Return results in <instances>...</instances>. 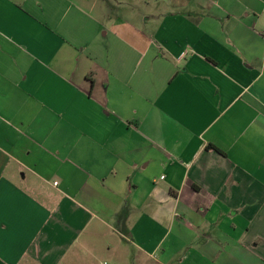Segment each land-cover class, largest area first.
Listing matches in <instances>:
<instances>
[{
  "label": "crops",
  "instance_id": "obj_1",
  "mask_svg": "<svg viewBox=\"0 0 264 264\" xmlns=\"http://www.w3.org/2000/svg\"><path fill=\"white\" fill-rule=\"evenodd\" d=\"M99 256L264 264V0H0V264Z\"/></svg>",
  "mask_w": 264,
  "mask_h": 264
},
{
  "label": "rangeland",
  "instance_id": "obj_2",
  "mask_svg": "<svg viewBox=\"0 0 264 264\" xmlns=\"http://www.w3.org/2000/svg\"><path fill=\"white\" fill-rule=\"evenodd\" d=\"M89 264H100V256L98 257V259L90 261Z\"/></svg>",
  "mask_w": 264,
  "mask_h": 264
},
{
  "label": "trees",
  "instance_id": "obj_3",
  "mask_svg": "<svg viewBox=\"0 0 264 264\" xmlns=\"http://www.w3.org/2000/svg\"><path fill=\"white\" fill-rule=\"evenodd\" d=\"M210 147H212L213 149H216V147H214V146H210Z\"/></svg>",
  "mask_w": 264,
  "mask_h": 264
},
{
  "label": "built area",
  "instance_id": "obj_4",
  "mask_svg": "<svg viewBox=\"0 0 264 264\" xmlns=\"http://www.w3.org/2000/svg\"><path fill=\"white\" fill-rule=\"evenodd\" d=\"M104 264H107V263H104Z\"/></svg>",
  "mask_w": 264,
  "mask_h": 264
}]
</instances>
